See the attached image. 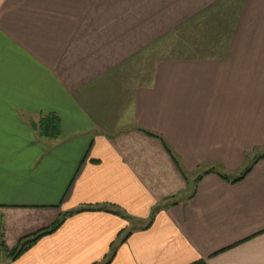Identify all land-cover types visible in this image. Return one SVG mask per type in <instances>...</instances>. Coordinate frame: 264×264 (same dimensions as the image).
<instances>
[{
    "label": "crops",
    "instance_id": "0c3cea01",
    "mask_svg": "<svg viewBox=\"0 0 264 264\" xmlns=\"http://www.w3.org/2000/svg\"><path fill=\"white\" fill-rule=\"evenodd\" d=\"M226 2L208 57L136 79L134 56ZM52 112L57 138L35 128ZM263 148L264 0H0L2 245L63 218L5 264H264Z\"/></svg>",
    "mask_w": 264,
    "mask_h": 264
},
{
    "label": "rangeland",
    "instance_id": "374dc122",
    "mask_svg": "<svg viewBox=\"0 0 264 264\" xmlns=\"http://www.w3.org/2000/svg\"><path fill=\"white\" fill-rule=\"evenodd\" d=\"M229 7L230 5L228 3L226 5L222 3L221 15H218L220 11V7L218 6V8L216 9H218L219 11H212V17L208 15L204 19L207 23L203 21V24H205L201 28H199L200 30H198L197 28H192L189 32L183 33L182 35L180 33H177V35L170 36L169 39L168 37H164L163 39L160 38L152 42L150 46L144 48L141 53H138L136 56H134L133 59L129 61V63H127L130 70L133 71L132 74L137 75L136 79L142 82L146 78L141 77L149 75L150 72L155 68L159 60L177 57H194L199 54H205L203 56L208 57L209 55L207 54L212 53V51L210 50H212V48L217 47L215 43L218 41H223L222 38L224 37L221 34L214 35V32L218 31L219 27L220 29H223L221 32H224L230 25L229 19L231 14ZM210 8H212V5L210 7H207V9ZM232 18H234L233 15ZM211 28L212 36L210 37ZM182 39H185L186 42L184 40L182 41ZM205 50L208 51L201 52ZM263 152L264 148L259 150L257 153L259 154ZM255 155L256 154L251 157L248 156L246 167H249L251 163L255 160ZM244 170L245 168L242 171ZM240 172L232 173L231 175H237L240 174ZM2 231L3 230L0 221V264H5L6 259H11V257L8 256L10 251H7V247L2 245L5 244V241L3 239L4 234L2 233ZM111 253L112 252H110V254L107 256L108 258H106V260L103 259L101 262L95 264H106Z\"/></svg>",
    "mask_w": 264,
    "mask_h": 264
},
{
    "label": "trees",
    "instance_id": "16d2710c",
    "mask_svg": "<svg viewBox=\"0 0 264 264\" xmlns=\"http://www.w3.org/2000/svg\"><path fill=\"white\" fill-rule=\"evenodd\" d=\"M208 15H210V17H212V8L210 9H204L201 12L197 13L196 15L192 16L191 18H189L188 20H186V22L182 23L181 25H179L177 28H175L174 30H172L171 32H168V34H166L164 37H168V39L170 38V36L172 35H177V33H180L181 35L183 33L189 32L192 28H197L198 30H200L199 28H201L204 24L203 21L206 22V20H204ZM221 15V14H219ZM235 18H232V15L230 16V22L234 21L236 19L237 16V12L236 14L233 15ZM232 19V20H231ZM207 23V22H206ZM219 27V26H218ZM223 29H218V31L214 32V35L216 34H221L222 36H226L228 35V29L227 31L221 32ZM226 32V34H225ZM212 36V28H211V33H210V37ZM185 41V39H182V41ZM205 42V41H204ZM208 50L205 51H201V52H206ZM212 51V50H210ZM35 128H37L39 130V133L42 136H46V137H51V138H57L60 134V128H61V121H60V117L57 113H47L43 116H41V118L39 119V121L35 124ZM138 130L146 133L147 135L150 136H154V137H160L161 136L157 135L154 132H151L145 128L142 127H138ZM166 148L171 152L170 147L166 144V142L164 143ZM176 160V159H175ZM250 167H248L247 169H249ZM107 206H87V207H82L77 211H84V210H94V209H107ZM73 212H70L67 215H71ZM63 223V218L59 219L58 221H56L50 228H46L44 230H41L39 232H37L36 234H33L29 237H27L26 239H24V241H22L18 246H16L15 248H13L10 252H9V257H11V259H16L17 257H19L30 245H32L33 243H35L40 237L49 234V233H53L54 231L57 230V228ZM113 256V250L111 253V256ZM111 260V258H110ZM191 264H204L202 261H196L194 263Z\"/></svg>",
    "mask_w": 264,
    "mask_h": 264
}]
</instances>
